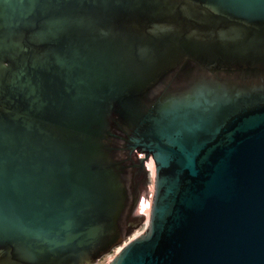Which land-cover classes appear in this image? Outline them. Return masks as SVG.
Listing matches in <instances>:
<instances>
[{
    "label": "water",
    "instance_id": "obj_1",
    "mask_svg": "<svg viewBox=\"0 0 264 264\" xmlns=\"http://www.w3.org/2000/svg\"><path fill=\"white\" fill-rule=\"evenodd\" d=\"M264 264V0H0V264Z\"/></svg>",
    "mask_w": 264,
    "mask_h": 264
},
{
    "label": "rangeland",
    "instance_id": "obj_2",
    "mask_svg": "<svg viewBox=\"0 0 264 264\" xmlns=\"http://www.w3.org/2000/svg\"><path fill=\"white\" fill-rule=\"evenodd\" d=\"M111 258L104 259L99 264H107Z\"/></svg>",
    "mask_w": 264,
    "mask_h": 264
}]
</instances>
